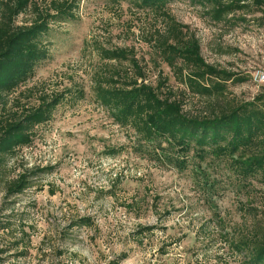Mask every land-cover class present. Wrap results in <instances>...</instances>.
I'll use <instances>...</instances> for the list:
<instances>
[{
  "label": "rangeland",
  "instance_id": "rangeland-1",
  "mask_svg": "<svg viewBox=\"0 0 264 264\" xmlns=\"http://www.w3.org/2000/svg\"><path fill=\"white\" fill-rule=\"evenodd\" d=\"M166 9L195 35L206 63L244 81L226 84L230 102L264 98V81L254 79L264 74V20H254L263 13L237 14L247 22L230 27L204 18L188 0L171 1ZM28 20L21 15L16 24ZM165 23L161 13L127 1L80 0L73 20L51 26L49 56L20 90L33 88L31 103L42 92L70 85L82 87L85 97L59 105L48 123L35 128L31 146L8 161L3 178L50 170L9 200L0 180V223L8 224L0 232V264H247L235 246L264 245L262 180L242 184L225 160L204 153L199 158L197 151L182 172L141 156L132 148L131 131L94 99L91 77L105 68L95 48H125L147 83L166 77L188 114L209 115L211 101L182 94L154 48ZM113 148L120 153L107 156ZM82 218L90 226L76 224Z\"/></svg>",
  "mask_w": 264,
  "mask_h": 264
},
{
  "label": "trees",
  "instance_id": "trees-1",
  "mask_svg": "<svg viewBox=\"0 0 264 264\" xmlns=\"http://www.w3.org/2000/svg\"><path fill=\"white\" fill-rule=\"evenodd\" d=\"M122 1L162 14L166 19L165 32H157L154 39L161 62L184 87L180 91L182 94L189 92L211 101L209 115H190L166 77L160 76L155 86L146 82L145 73L131 50L97 46L95 51L105 68L91 77L94 99L116 125L131 131L135 152L178 172L189 167V153L197 151L196 155H201L199 158L203 157L201 153L212 154L230 165L238 182L244 184L255 178L264 182V98L243 104L228 100L226 84L244 81L204 61L199 42L189 27L167 12V5L174 0ZM79 2L0 0V180L6 200L31 188V178L50 170L36 168L3 178L10 158L31 146L35 128L48 123L59 105L85 97L82 87L70 85L57 93L42 92L35 103H31L33 88L20 90L33 78L36 67L49 56L45 38L51 26L73 20ZM188 2L214 24L235 27L247 22L236 17L237 14L254 12L263 13V17L254 19L259 25L264 20V0ZM21 15L29 16V20L17 25L16 20ZM123 64L124 68L118 67ZM24 98L30 99L23 101ZM220 103L223 106L217 105ZM213 106L219 108L213 109ZM120 151L113 148L105 154L115 156ZM201 181L207 183L202 178ZM76 224L90 226V220L82 218ZM7 228L8 224L0 223V232ZM238 244L235 248L239 254L246 255L247 264H264V245L245 241ZM4 252L0 250V254Z\"/></svg>",
  "mask_w": 264,
  "mask_h": 264
},
{
  "label": "built area",
  "instance_id": "built-area-1",
  "mask_svg": "<svg viewBox=\"0 0 264 264\" xmlns=\"http://www.w3.org/2000/svg\"><path fill=\"white\" fill-rule=\"evenodd\" d=\"M254 79H255L256 81L262 82V81H264V74H262V73H256V74L254 75Z\"/></svg>",
  "mask_w": 264,
  "mask_h": 264
}]
</instances>
